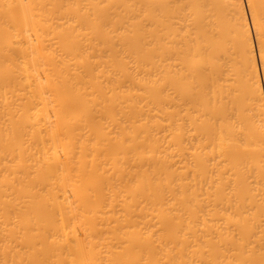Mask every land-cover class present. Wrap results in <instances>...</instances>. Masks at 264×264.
<instances>
[{
	"label": "bare ground",
	"instance_id": "1",
	"mask_svg": "<svg viewBox=\"0 0 264 264\" xmlns=\"http://www.w3.org/2000/svg\"><path fill=\"white\" fill-rule=\"evenodd\" d=\"M246 3L0 0V264H264Z\"/></svg>",
	"mask_w": 264,
	"mask_h": 264
},
{
	"label": "rangeland",
	"instance_id": "2",
	"mask_svg": "<svg viewBox=\"0 0 264 264\" xmlns=\"http://www.w3.org/2000/svg\"><path fill=\"white\" fill-rule=\"evenodd\" d=\"M244 7H245V10H246V12H247L248 20H250L246 0H244ZM251 33H253V34H252V38H253L254 45H255V43H256V42H255V36H254L255 34H254V31H253L252 28H251ZM255 52H256V53H255V56H256L257 63H258V68H259V71H260L261 84H262L263 93H264V82H263V78H262L261 67H260L259 56H258V50H257L256 45H255Z\"/></svg>",
	"mask_w": 264,
	"mask_h": 264
}]
</instances>
